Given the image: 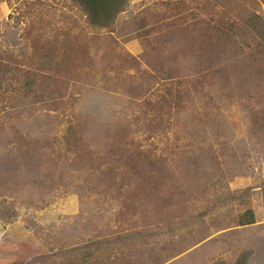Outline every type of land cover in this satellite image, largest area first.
Returning <instances> with one entry per match:
<instances>
[{
	"label": "rangeland",
	"instance_id": "374dc122",
	"mask_svg": "<svg viewBox=\"0 0 264 264\" xmlns=\"http://www.w3.org/2000/svg\"><path fill=\"white\" fill-rule=\"evenodd\" d=\"M263 22L264 0H129L105 30L0 0V264H264Z\"/></svg>",
	"mask_w": 264,
	"mask_h": 264
},
{
	"label": "trees",
	"instance_id": "16d2710c",
	"mask_svg": "<svg viewBox=\"0 0 264 264\" xmlns=\"http://www.w3.org/2000/svg\"><path fill=\"white\" fill-rule=\"evenodd\" d=\"M75 7L79 8L86 17L87 24L95 30L109 29L115 25L118 16L128 6L129 0H72ZM264 28V22L263 26ZM264 39V31L261 33ZM264 45V44H263ZM1 66V65H0ZM3 75H0V79ZM2 84H0V89ZM256 224L255 212L248 209L244 212L239 220V225L242 227L252 226ZM101 244L99 242H91L84 248H76L66 251L67 255L74 252L91 251L88 259L97 258L96 253L101 251ZM225 264V263H217ZM234 264H248V256L242 255Z\"/></svg>",
	"mask_w": 264,
	"mask_h": 264
}]
</instances>
